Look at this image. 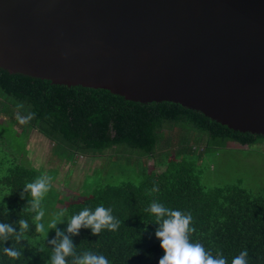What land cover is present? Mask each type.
<instances>
[{
	"label": "trees",
	"instance_id": "trees-1",
	"mask_svg": "<svg viewBox=\"0 0 264 264\" xmlns=\"http://www.w3.org/2000/svg\"><path fill=\"white\" fill-rule=\"evenodd\" d=\"M0 102L7 108L6 113L14 111L11 119L18 114H31L22 125L49 140L57 157L61 153L70 158L126 148L152 159L158 149L164 150L166 158L158 163L163 167L161 172H150L145 167L140 183L106 182L83 201L69 205L68 216L85 206L94 208L103 203L112 206L113 214L120 220L117 230H102L97 235L82 228L73 237L78 252L102 253L110 264H158L163 250L154 235L152 216L145 211L152 200H157L167 207L191 212L195 231L190 238L204 244L213 255L223 254L227 264L245 249L248 264H264V195L252 193L240 182L205 189L198 170L205 152L231 143L260 145L264 135L234 131L179 104H142L107 90L55 85L1 68ZM39 176V171L16 160L0 164V221L15 223L24 218L29 223L21 243L5 242V246L12 243L17 247L20 257L11 258L0 252V264H50L51 246L47 239L55 234L35 243L38 232L34 213L19 195L25 182ZM154 183L159 191L150 192Z\"/></svg>",
	"mask_w": 264,
	"mask_h": 264
},
{
	"label": "water",
	"instance_id": "water-1",
	"mask_svg": "<svg viewBox=\"0 0 264 264\" xmlns=\"http://www.w3.org/2000/svg\"><path fill=\"white\" fill-rule=\"evenodd\" d=\"M0 68L264 135V0H0Z\"/></svg>",
	"mask_w": 264,
	"mask_h": 264
},
{
	"label": "rangeland",
	"instance_id": "rangeland-1",
	"mask_svg": "<svg viewBox=\"0 0 264 264\" xmlns=\"http://www.w3.org/2000/svg\"><path fill=\"white\" fill-rule=\"evenodd\" d=\"M6 109L0 102V164L8 165L16 160L36 169L41 175L51 177V187L42 199L44 215L39 221L45 227L38 232L35 243L55 234L54 229L49 230L48 222L57 211L63 209L67 218L69 205L83 201L100 184H138L145 167L150 172L163 170L158 166L165 154L160 149L152 159L126 148L97 155H71L68 158L61 153L58 157L54 156L49 140L39 132L30 130L28 125L20 124L17 117L11 119L14 111L6 113ZM198 170L205 189L240 182L243 188L252 193L264 195V143L254 146L231 143L226 148L209 150L198 162ZM65 225L58 227L63 229Z\"/></svg>",
	"mask_w": 264,
	"mask_h": 264
},
{
	"label": "clouds",
	"instance_id": "clouds-1",
	"mask_svg": "<svg viewBox=\"0 0 264 264\" xmlns=\"http://www.w3.org/2000/svg\"><path fill=\"white\" fill-rule=\"evenodd\" d=\"M30 116L31 114L28 116L18 114L17 119L23 124L30 119ZM50 180L51 177L41 175L32 181L25 182L20 188L21 199L27 200V205L34 213L36 232L43 231L45 227L39 222L44 215L41 201L51 187ZM149 191H159L158 185L154 183ZM145 211L152 216L153 223L156 225L154 235L159 239L163 250L158 264H227L223 254L217 252L213 255L204 244L190 238V234L195 231L191 212L167 207L157 200H152ZM65 215V211L61 209L48 222L49 230H55V236L47 239V245L51 246L48 257L50 264H110L109 259L102 253L91 250L78 252L73 237L79 235L82 228L90 229L92 235L100 234L102 230H117L120 220L113 214V207H106L100 203L94 208L85 206L67 218ZM61 224H66V227L61 229L58 227ZM16 225L19 226L18 230ZM28 228V220L24 218H19L15 223L0 221V242H3L0 252L11 258L20 257L21 251L12 243L11 246H5V242L14 240L17 244L21 243ZM247 256V249L242 250L232 257L231 264H248Z\"/></svg>",
	"mask_w": 264,
	"mask_h": 264
}]
</instances>
